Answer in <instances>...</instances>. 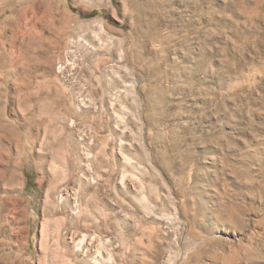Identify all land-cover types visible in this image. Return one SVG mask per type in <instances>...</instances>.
I'll list each match as a JSON object with an SVG mask.
<instances>
[{
	"label": "rangeland",
	"instance_id": "rangeland-1",
	"mask_svg": "<svg viewBox=\"0 0 264 264\" xmlns=\"http://www.w3.org/2000/svg\"><path fill=\"white\" fill-rule=\"evenodd\" d=\"M3 19L0 264H88L73 235L102 264H264V0H0ZM58 30L50 53L28 38Z\"/></svg>",
	"mask_w": 264,
	"mask_h": 264
},
{
	"label": "bare ground",
	"instance_id": "bare-ground-1",
	"mask_svg": "<svg viewBox=\"0 0 264 264\" xmlns=\"http://www.w3.org/2000/svg\"><path fill=\"white\" fill-rule=\"evenodd\" d=\"M6 22H8L7 21V19H3L2 21H0V27H2L3 28V26L5 25V24H7ZM61 24V23H60ZM2 29H0V31H1ZM98 30V31H97ZM97 33H95V32H93L92 31V34H93V36H94V38L96 39V40H101V37H102V39H103V37H105L106 39V42H108L109 44H111L112 42V40H110L111 38V36H109V33L106 31V29H105V27H104V25H102V23L100 22L99 23V25H98V28H97ZM59 31V30H58ZM64 33L63 32H61V31H59V32H57L56 31V33H54V40H52V41H50V42H48V43H45L44 42V40H43V38H42V36H41V34H34V32H33V34L30 36V34H29V36H28V38H31V40H33L34 42H31V43H34V45H36V47H37V49L36 50H38V52L40 53V54H46V53H50L52 50H55L56 48H59V46H60V43H61V40H62V35H63ZM71 35V34H70ZM3 37V36H2ZM69 37V36H68ZM68 39V44H66V45H69L72 41H71V38L69 37V38H67ZM63 41V40H62ZM76 41V40H75ZM82 41V40H81ZM67 42V41H66ZM102 43V42H101ZM100 43V44H101ZM71 45V44H70ZM72 45H74V44H72ZM71 45V46H72ZM81 46V45H80ZM36 47H34V48H36ZM68 47V46H67ZM75 47V46H74ZM87 47V46H86ZM70 48H72V47H70L69 46V49ZM67 50H68V48H66ZM100 49V48H99ZM66 50V51H67ZM103 50V49H102ZM91 51H93V50H91ZM90 51V52H91ZM55 52V51H54ZM71 52V51H70ZM118 63H122L123 62V60H124V54H122V50L120 49L119 51H118ZM63 59V58H62ZM1 60V59H0ZM70 60V59H69ZM74 60H76V59H74ZM64 62V61H63ZM62 62V63H63ZM70 62V61H69ZM74 62V61H73ZM103 62V61H102ZM71 63V62H70ZM101 64V63H100ZM77 65V64H76ZM79 65V64H78ZM75 66V65H74ZM64 67V66H63ZM76 67V66H75ZM93 67H94V65H93ZM96 67H98V65L96 66ZM96 67H95V69H96ZM119 67V66H118ZM66 68V67H65ZM65 68H62L63 70H65ZM119 68H121V67H119ZM69 69H70V66H69ZM74 69V67L72 68V70ZM88 69V68H87ZM86 69V70H87ZM93 69V68H92ZM103 69V68H102ZM78 70V69H77ZM67 71V70H66ZM70 71V70H69ZM95 71V70H94ZM97 71V70H96ZM77 72V71H76ZM112 72V70L110 69V68H105V69H103L102 70V72L101 73H98V74H100V76L99 77H105V76H107L109 73H111ZM60 73H62L61 72V70H60ZM64 73V72H63ZM114 73V72H113ZM65 74V73H64ZM70 75H72V74H70ZM76 75H78V74H76ZM69 76V75H68ZM94 77H96L97 78V76H94ZM108 77V76H107ZM110 77V76H109ZM76 78V77H75ZM59 79H60V77H59ZM62 79V78H61ZM64 79V78H63ZM101 79V78H100ZM105 79H108V78H105ZM68 80V79H67ZM102 80V79H101ZM73 81V80H72ZM103 81V80H102ZM99 82H100V80H99ZM68 83H70V82H68ZM63 84V83H62ZM63 85H65L66 86V88L68 89L69 88V86L67 85V84H63ZM74 85H76V83L74 84ZM78 85H80V84H77V86ZM90 85V84H89ZM92 85V84H91ZM77 86L75 87V88H77ZM87 86V85H86ZM86 86H84V87H81V88H77V91H76V94H77V97H73V98H70V96H69V98H68V102H69V105H71V107L73 106L74 107V110L75 111H79V110H81L80 108L81 107H83V106H85L86 104V101H88V98H89V95L87 96V94L86 95H83V94H85L86 92H89V90H87L86 91ZM103 85H101L100 87H102ZM89 87V86H88ZM95 88V87H94ZM106 88V87H105ZM65 89V88H64ZM93 89V88H92ZM64 91H66V90H64ZM134 92V91H133ZM71 93V92H70ZM69 93V94H70ZM91 93V92H90ZM66 94V93H65ZM72 94H73V92H72ZM109 94V93H108ZM108 94H106V92L105 91H102L101 92V95H100V99H101V102H103V103H105V104H107V103H109L110 102V98H108V96L110 97L111 95H108ZM67 95V94H66ZM71 95V94H70ZM108 95V96H107ZM136 96V95H135ZM93 98V97H92ZM67 99V98H66ZM93 101V100H92ZM90 104V103H89ZM109 105H110V103H109ZM90 106V105H89ZM111 106V105H110ZM109 106V107H110ZM113 106V105H112ZM66 107V106H65ZM86 107V106H85ZM88 109H90V108H88ZM87 109V110H88ZM84 110H85V108H84ZM111 110V109H110ZM76 113H78V112H76ZM82 113V112H81ZM119 153V152H118ZM120 156V155H119ZM121 158V157H120ZM151 169V168H150ZM88 172V171H87ZM121 179V178H120ZM126 185V184H125ZM127 187V186H126ZM123 188H124V186H123ZM168 191V190H167ZM127 195V194H126ZM137 198H138V196H137ZM145 198L146 197H144L143 195H140L139 196V199H138V201H145ZM160 198V197H159ZM135 202V201H134ZM71 212V211H70ZM176 212V211H175ZM73 213V212H72ZM79 213V212H78ZM145 214V213H144ZM128 217V216H127ZM158 217V216H157ZM169 220V219H168ZM165 221V220H164ZM176 221V220H175ZM172 222V221H171ZM172 226V225H171ZM93 235V234H92ZM94 236V235H93ZM75 237H76V235H75ZM74 237V235L72 236V237H70L69 236V241L72 243V245L74 244V246H75V251H77L76 253L78 254V256L79 257H81V259L84 261V262H86V263H88V264H102V262H101V260H99V258L97 259L96 257H92L91 255H93V254H90V252H92L91 250H92V245H93V243L95 242V238H96V235L94 236V237H89V238H86V237H82L80 240H79V242H77V243H75V238ZM98 238V237H97ZM102 241V240H101ZM96 242H97V239H96ZM98 243H99V245H100V241L98 240ZM103 244H104V242H103ZM99 245H97V246H99ZM71 246V245H70ZM94 246H95V244H94ZM101 246V245H100ZM104 246V245H103ZM73 247V246H72ZM95 248V247H94ZM100 254V253H99ZM101 259V258H100ZM103 260V259H102ZM110 260V259H109ZM82 261V262H83ZM107 264V263H106Z\"/></svg>",
	"mask_w": 264,
	"mask_h": 264
}]
</instances>
